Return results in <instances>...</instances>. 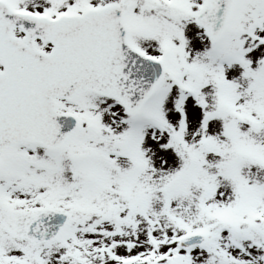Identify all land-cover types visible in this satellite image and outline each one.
<instances>
[{"label": "snow or ice", "instance_id": "obj_1", "mask_svg": "<svg viewBox=\"0 0 264 264\" xmlns=\"http://www.w3.org/2000/svg\"><path fill=\"white\" fill-rule=\"evenodd\" d=\"M0 264H264V0H0Z\"/></svg>", "mask_w": 264, "mask_h": 264}]
</instances>
